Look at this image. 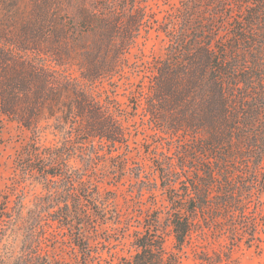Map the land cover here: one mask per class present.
Segmentation results:
<instances>
[{"label": "trees", "instance_id": "1", "mask_svg": "<svg viewBox=\"0 0 264 264\" xmlns=\"http://www.w3.org/2000/svg\"><path fill=\"white\" fill-rule=\"evenodd\" d=\"M171 16L164 57L129 99L171 137L151 151L168 205L119 264H179L166 236L179 252L203 228L264 243V0H183ZM158 23L149 0H0V112L36 135L44 119L64 128L62 145L41 151L36 136L21 159L52 176L47 199L64 226L93 197L68 165L82 142L100 146L84 161L105 149L128 161L117 153L130 147L123 110L105 84L140 68L130 57ZM33 252L19 264H48L47 251Z\"/></svg>", "mask_w": 264, "mask_h": 264}, {"label": "rangeland", "instance_id": "2", "mask_svg": "<svg viewBox=\"0 0 264 264\" xmlns=\"http://www.w3.org/2000/svg\"><path fill=\"white\" fill-rule=\"evenodd\" d=\"M182 1L149 0L159 23L132 52L130 60L137 61L140 68L128 69L117 87L105 84L123 110L130 147H122L117 153H125L128 161H122V156L111 158L107 149L101 151L104 156L99 159L84 161L81 157L93 155L100 146L82 142L83 149L68 165L87 182L83 190L90 191L91 187L93 197L90 194V202L84 201L82 210L76 208L71 225L56 220L55 205H49L52 176L28 167L31 163L36 167L38 161H21L32 158L27 148L36 136L41 151L62 145L64 128H58L55 118L44 119L36 135L0 112V264H19L32 251L42 255L47 251L48 264H119L122 257L134 253V232L144 229L148 215L157 209L166 210V195L155 184L151 151L156 147L167 151L171 137L143 118L141 109L136 113L129 99L138 85L147 87L154 60L164 57L169 43L165 30L171 29V15L178 13ZM257 200L258 208L264 211V189ZM78 234L81 245L77 244ZM166 246L178 253L179 264L264 263V243H249L246 238H232L207 228L195 230L182 251L176 250L170 234ZM39 261L36 264H43L42 258Z\"/></svg>", "mask_w": 264, "mask_h": 264}]
</instances>
